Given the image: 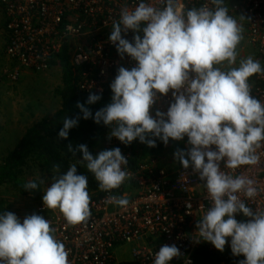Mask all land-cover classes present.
<instances>
[{
	"label": "built area",
	"instance_id": "1",
	"mask_svg": "<svg viewBox=\"0 0 264 264\" xmlns=\"http://www.w3.org/2000/svg\"><path fill=\"white\" fill-rule=\"evenodd\" d=\"M0 4L6 54L20 66L9 77L17 80L21 68L49 70L68 45L81 94L118 90L146 123L176 134L188 155L176 170L167 154L133 167L125 137L111 134L113 154L104 160L111 181L71 209L39 205L46 238L31 256L0 239V264H196L199 246L214 249L231 235L216 228L217 216L240 208L261 227L252 264H264V0ZM238 17L261 58L252 80L217 65V37ZM121 71L138 76L119 87Z\"/></svg>",
	"mask_w": 264,
	"mask_h": 264
},
{
	"label": "trees",
	"instance_id": "2",
	"mask_svg": "<svg viewBox=\"0 0 264 264\" xmlns=\"http://www.w3.org/2000/svg\"><path fill=\"white\" fill-rule=\"evenodd\" d=\"M54 63L63 69V86L57 90L61 106L52 115L33 123L0 162V190L11 187L21 195L40 199L43 181L36 177L28 180L24 176L33 166L49 176L72 171L82 192L99 190L111 181L112 174L105 168L104 160L113 154V148L103 144V136L113 129L115 120L117 126L113 133L125 137V150L132 154L130 163L133 167L150 156L178 151L177 136L150 126L141 119L137 108L129 110L120 101L116 89L96 97L81 94L68 45ZM251 74L253 71L247 73L246 69L239 68L235 76L247 79ZM132 185L133 182L123 184L125 189ZM240 210L234 218L244 227L241 244H234L224 251L219 248L220 243L214 249L203 244L196 249V264H252L256 261L262 230L249 223L250 215L245 208Z\"/></svg>",
	"mask_w": 264,
	"mask_h": 264
},
{
	"label": "rangeland",
	"instance_id": "3",
	"mask_svg": "<svg viewBox=\"0 0 264 264\" xmlns=\"http://www.w3.org/2000/svg\"><path fill=\"white\" fill-rule=\"evenodd\" d=\"M0 9L2 10V7ZM236 20L237 24L234 25ZM236 20H228L225 30L217 37V65L225 67L232 64L246 70L257 68L260 66L261 58L257 49L248 42L246 22L243 17H238ZM7 41L8 39L0 30V162L19 141L26 128L30 127L35 120L50 116L59 108L61 97L57 94V90L63 82L62 67L54 63L58 58L54 59L50 69L44 72L21 68L20 77L13 80L8 74L13 68L20 66L9 59L6 46L2 47L3 44H7ZM118 74L119 87L132 83L136 77L135 74L130 76L122 71ZM116 91L124 106L126 103L132 105L133 102L129 97L120 96L118 90ZM133 106L137 107L135 103ZM116 126L115 120L113 129ZM113 129L103 136V144L109 147L112 146L110 143L113 139L111 135ZM175 140L176 146L179 147L178 151L167 155V164L171 170H176L178 166L188 161V155L184 150L185 144L178 138ZM24 176L28 180L36 177L43 181V196L40 199H32L21 195L11 187L1 188L0 239L10 250L31 256L32 248L46 238L45 234L37 228L41 217L38 206L47 203L59 209H71L86 195L78 188L77 179L72 171L58 172L49 176L33 166L26 170ZM217 226L231 230V235L220 241L219 248L224 251L234 244H241L245 236L244 227L233 216L219 214L216 218V228ZM125 257L128 258V255L123 258Z\"/></svg>",
	"mask_w": 264,
	"mask_h": 264
},
{
	"label": "crops",
	"instance_id": "4",
	"mask_svg": "<svg viewBox=\"0 0 264 264\" xmlns=\"http://www.w3.org/2000/svg\"><path fill=\"white\" fill-rule=\"evenodd\" d=\"M0 7H1V4H0ZM2 10H3V9H2ZM2 10L0 9V11H1V12H0V22L2 23V25L0 26V30L2 31V35L8 39V35H7L6 30H5V27H4L5 25H4V22H3L4 19H5V15H4V12L2 13ZM234 20H236V19H234ZM244 20H245L246 25H247V20H246V19H244ZM235 22H236V23H235ZM236 24H237V20L234 21V25H236ZM5 46H6V44H3L2 47L5 48ZM62 70H63V69H62ZM127 74L131 76L132 73H131V72H128ZM62 77H63V72H62ZM62 86H63V84L61 85V87H62ZM61 87H60V88H61ZM58 90H59V89H58ZM60 106H61V103H60ZM60 106H59V108H60ZM59 108H58V109H59ZM58 109H57V110H58ZM57 110H56V111H57ZM56 111H54V112H56ZM51 115H52V114H51ZM45 117H46V116H45ZM43 118H44V117H43ZM39 120H40V119L35 120V122H37V121H39ZM35 122H33V123H35ZM28 128H29V127H28ZM28 128H26V130H27ZM26 130H25V131H26ZM24 133H25V132H24ZM24 133H23V134H24ZM22 136H23V135H22ZM22 136H21V137H22ZM21 137H20V138H21ZM16 144H17V143H16ZM16 144H15V145H16ZM13 148H14V147H13ZM13 148H12V149H13Z\"/></svg>",
	"mask_w": 264,
	"mask_h": 264
},
{
	"label": "clouds",
	"instance_id": "5",
	"mask_svg": "<svg viewBox=\"0 0 264 264\" xmlns=\"http://www.w3.org/2000/svg\"><path fill=\"white\" fill-rule=\"evenodd\" d=\"M229 66H230V67L225 66V67H223V68H229V70H233V75H235L239 68L233 66L232 64L229 65ZM258 68H259V67L248 69V70H247V73H248V71H253V74H254V69H258ZM229 70H227V71L229 72ZM253 74H251L250 76H247V79H248V80H252V78L254 77ZM168 133H169V132H168ZM173 134H174V133H173ZM174 135H176V134H174ZM176 136H177V135H176ZM176 138H177V137H176ZM178 139H179V138H178ZM167 155H168V154H167Z\"/></svg>",
	"mask_w": 264,
	"mask_h": 264
}]
</instances>
